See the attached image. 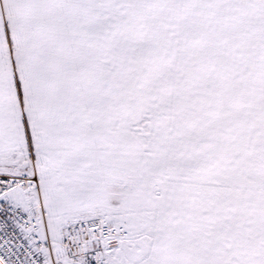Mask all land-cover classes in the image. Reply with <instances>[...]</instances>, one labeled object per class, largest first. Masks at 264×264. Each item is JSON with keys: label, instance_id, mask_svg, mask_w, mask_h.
I'll use <instances>...</instances> for the list:
<instances>
[{"label": "snow or ice", "instance_id": "6c2138e0", "mask_svg": "<svg viewBox=\"0 0 264 264\" xmlns=\"http://www.w3.org/2000/svg\"><path fill=\"white\" fill-rule=\"evenodd\" d=\"M0 264H264V0H0Z\"/></svg>", "mask_w": 264, "mask_h": 264}]
</instances>
